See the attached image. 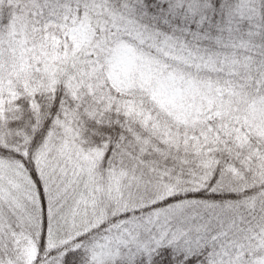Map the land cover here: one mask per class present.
Masks as SVG:
<instances>
[{"label":"snow or ice","instance_id":"6c2138e0","mask_svg":"<svg viewBox=\"0 0 264 264\" xmlns=\"http://www.w3.org/2000/svg\"><path fill=\"white\" fill-rule=\"evenodd\" d=\"M0 264H264V0H0Z\"/></svg>","mask_w":264,"mask_h":264}]
</instances>
